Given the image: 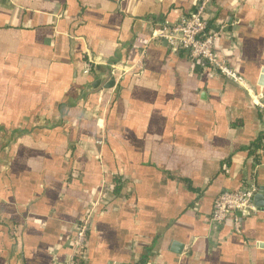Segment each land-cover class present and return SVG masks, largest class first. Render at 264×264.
Instances as JSON below:
<instances>
[{
  "label": "crops",
  "instance_id": "obj_1",
  "mask_svg": "<svg viewBox=\"0 0 264 264\" xmlns=\"http://www.w3.org/2000/svg\"><path fill=\"white\" fill-rule=\"evenodd\" d=\"M200 1L0 0V264H72L87 215L85 264H264V200L209 225L223 192L264 199V0L205 11L246 89L149 40Z\"/></svg>",
  "mask_w": 264,
  "mask_h": 264
},
{
  "label": "built area",
  "instance_id": "obj_2",
  "mask_svg": "<svg viewBox=\"0 0 264 264\" xmlns=\"http://www.w3.org/2000/svg\"><path fill=\"white\" fill-rule=\"evenodd\" d=\"M213 0H201L194 12L181 16L178 21L170 24L159 25L153 30L150 41H165L172 53L185 52L192 62L204 63V65L216 74L227 78L232 83L246 89L244 79L232 70L226 59L216 52V42L220 31H211L209 22L205 17V11ZM145 49H141L137 62L130 69H117L116 65H110V74L114 80L119 79L129 70L139 69L143 62ZM92 62H87L85 71L88 73ZM257 106L264 116V103L258 102ZM258 188L253 184L243 186L234 192H223L215 199L212 214L209 219L210 227L222 226L231 220L234 231H241V221L255 212L253 199ZM89 216L85 217L76 227L73 238L75 255L83 251L88 232Z\"/></svg>",
  "mask_w": 264,
  "mask_h": 264
},
{
  "label": "trees",
  "instance_id": "obj_3",
  "mask_svg": "<svg viewBox=\"0 0 264 264\" xmlns=\"http://www.w3.org/2000/svg\"><path fill=\"white\" fill-rule=\"evenodd\" d=\"M96 69L97 68H100V66H98V67H95ZM95 68L94 67H91L90 69H89V74H91V73H93L94 71H95ZM263 141H264V135H262L261 137H259V139H258V141H257V146H259V147H255L251 152L257 157V161H259V155L258 154H256V152L257 151H255V149L257 150V149H259L260 148V144H262L263 143ZM260 150V149H259ZM259 152V151H258ZM121 177H119V176H114L113 177V193L115 194V195H117V194H119L120 193V189H121V184L123 183L122 181H121ZM185 183H187V186L189 187V188H191L190 187V185H189V183L187 182V181H184ZM215 201V200H214ZM214 203V202H213ZM213 207V206H212ZM212 214V213H211ZM211 217V216H210ZM243 220V219H242ZM241 223H242V221H241ZM79 225V224H78ZM84 252L83 251H81L80 253H78V254H76V255H74V258H73V260H72V264H85V262H84Z\"/></svg>",
  "mask_w": 264,
  "mask_h": 264
},
{
  "label": "water",
  "instance_id": "obj_4",
  "mask_svg": "<svg viewBox=\"0 0 264 264\" xmlns=\"http://www.w3.org/2000/svg\"><path fill=\"white\" fill-rule=\"evenodd\" d=\"M100 84H101L100 81H96V82L94 83L93 87H94V88H97V87L101 86ZM113 85H114V79H113V77H111V78L109 79L108 83H106V84L104 83L101 87H103V88H105V89H109V88H112ZM253 200H254V201L259 200L260 202H263V200H264V199H263V189H260V190L255 194Z\"/></svg>",
  "mask_w": 264,
  "mask_h": 264
}]
</instances>
